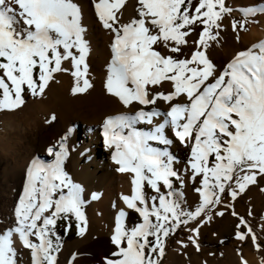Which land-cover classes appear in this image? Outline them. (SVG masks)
Here are the masks:
<instances>
[{"label": "snow or ice", "instance_id": "obj_1", "mask_svg": "<svg viewBox=\"0 0 264 264\" xmlns=\"http://www.w3.org/2000/svg\"><path fill=\"white\" fill-rule=\"evenodd\" d=\"M92 7L111 40L104 87L126 109L104 119L103 143L115 171L132 177L110 237L116 250L105 264H164L168 241L180 232L185 238L174 241L180 254L189 246L199 253L201 228L226 214L237 220L239 264H248L245 244L264 251V217L258 233L234 202L250 187L264 192V40L236 52L222 68L208 50L219 43L226 18L234 33L246 31L264 5L136 0L131 16L126 0H92ZM89 53L74 0H0V111L21 109L25 92L42 96L55 73H70L72 93H85L93 86ZM66 140L47 148L49 159L27 163L13 222L0 230V264H18L21 248L31 264H58L59 221L64 234L73 224L77 236L85 234V189L65 170ZM174 141L189 151L182 169L167 147L154 146ZM188 185L197 194L194 205L185 197ZM129 211L141 220L131 228L125 225Z\"/></svg>", "mask_w": 264, "mask_h": 264}, {"label": "bare ground", "instance_id": "obj_2", "mask_svg": "<svg viewBox=\"0 0 264 264\" xmlns=\"http://www.w3.org/2000/svg\"><path fill=\"white\" fill-rule=\"evenodd\" d=\"M245 1L243 6L232 1V7L264 5V0ZM74 2L82 9V23L87 29L90 43L88 78L93 86L85 93L73 94L71 88L74 80L71 74L55 73L42 96L32 98L19 110L2 111L7 116L2 119L0 127V230L13 222V206L22 191L24 170L29 160L37 156L49 159L47 148L58 145L60 138L67 135L68 174L85 189L88 206L84 211L88 224L83 236L64 247L58 264H69V261H74V264H105L104 259L116 250L110 237L116 214L121 207H126L120 197L131 194L132 177L115 171L116 165L111 160L112 150L103 143L101 125L107 116L126 109L104 87L111 60L110 36L97 23L92 0ZM135 6L136 0H126L125 15H133ZM257 17L261 22L260 27L258 23H251L248 32L237 34L231 45L224 46L225 36H220L219 43H216L219 48L215 53H209L218 68L226 65L236 52L264 40V14ZM169 138L173 137L170 135ZM154 146L167 147L182 169L189 155L187 149L175 141L169 146ZM93 192L98 194V199H91ZM139 222V216L129 211L125 217L129 228ZM205 229L206 226L200 232L207 231ZM243 255L248 264H261L262 258L250 249H244ZM195 256H191L188 264L195 263ZM236 258L239 262V257Z\"/></svg>", "mask_w": 264, "mask_h": 264}, {"label": "rangeland", "instance_id": "obj_3", "mask_svg": "<svg viewBox=\"0 0 264 264\" xmlns=\"http://www.w3.org/2000/svg\"><path fill=\"white\" fill-rule=\"evenodd\" d=\"M232 1L234 3H240L242 6L246 4L245 0H227V3L230 6H232L233 3ZM258 15L259 14H257V16ZM233 16L236 19L242 18L240 12H234ZM257 16L255 17V19L258 20V25L260 27L261 22L259 17ZM230 19L231 18L225 19L224 24L227 27H225V29L220 33V36H225L226 39L223 44L224 46L231 45L232 42L235 40V36L237 34L242 32H248L251 24L249 23L246 25V29H247L246 31L240 30L234 33L229 24ZM217 48H219L218 45L215 42H212L208 52L213 54L215 53ZM32 98H36V97L32 96L28 92H25L24 94L25 103L26 102L28 103ZM6 116H7L6 113L0 111V127L2 126V121H3L2 119ZM64 167L65 170L68 172L69 164L67 159L64 162ZM175 167L180 168V165L176 163ZM184 193L187 203L189 205H194V203L197 200V194L194 192L193 187L191 185L186 186L184 188ZM87 206L88 204L86 203L84 210ZM234 206L236 212L241 216H245L259 233V225L261 223V217H264V192H261L258 188L250 187L245 195H243L241 198H239L237 201L234 202ZM249 211H251L252 216H247V213ZM236 223H237L236 218L231 217L230 215L227 214L222 218L214 219L212 223L206 226L205 230L207 231L200 232L199 242L201 246V251L197 253L192 246H189L188 249L186 250V254L183 256L180 254V251L178 250V246L175 244L174 241L177 238H185V233L184 232L178 233L176 237L168 241L167 256L165 258L166 262L164 261V264H186V262L188 264V260L191 258V256H195V255H196L195 256L196 259L194 264H203L205 260L208 261V264H239V262L236 260L237 259L236 257H238L236 253V248L238 245L233 235V229ZM63 224L64 221H59L57 225L58 234L61 235L62 237V250L58 254V259L64 247L72 245L77 239L81 237L76 235L74 224L72 228L69 229L67 234H64ZM125 225L126 227L129 228L128 224L125 223ZM220 241H223V243L221 244ZM247 248L250 249V251H252L256 256L260 258H264V251H257L256 249L252 248L250 245L245 244L243 246V250ZM209 253H214V255L209 256L208 255ZM105 260L106 259H104V261ZM18 264H31L30 253L27 250L25 249L19 250ZM86 264H90V263H86Z\"/></svg>", "mask_w": 264, "mask_h": 264}]
</instances>
